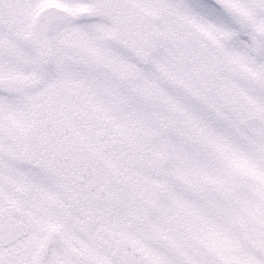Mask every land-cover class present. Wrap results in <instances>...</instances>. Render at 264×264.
I'll use <instances>...</instances> for the list:
<instances>
[{
  "label": "snow or ice",
  "instance_id": "6c2138e0",
  "mask_svg": "<svg viewBox=\"0 0 264 264\" xmlns=\"http://www.w3.org/2000/svg\"><path fill=\"white\" fill-rule=\"evenodd\" d=\"M0 264H264V0H0Z\"/></svg>",
  "mask_w": 264,
  "mask_h": 264
}]
</instances>
